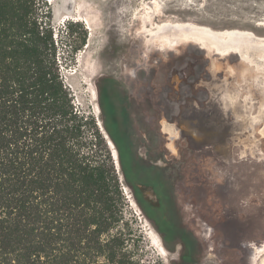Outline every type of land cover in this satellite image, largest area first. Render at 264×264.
Returning <instances> with one entry per match:
<instances>
[{
    "label": "rangeland",
    "instance_id": "rangeland-1",
    "mask_svg": "<svg viewBox=\"0 0 264 264\" xmlns=\"http://www.w3.org/2000/svg\"><path fill=\"white\" fill-rule=\"evenodd\" d=\"M219 2L210 0L209 7ZM46 3L74 104L94 117L115 151L124 201L118 229L129 258L138 264H248L249 244H264V188L256 185L264 184V82L225 79L220 65L213 79L196 47L188 55L147 59L154 42L147 48L134 38L137 0H112L125 13L105 16L80 15L83 0L71 13L62 0ZM68 22L86 32L71 62L67 50L81 37L65 34ZM110 23L123 29L124 40H108ZM164 121L176 127L174 137Z\"/></svg>",
    "mask_w": 264,
    "mask_h": 264
},
{
    "label": "trees",
    "instance_id": "trees-1",
    "mask_svg": "<svg viewBox=\"0 0 264 264\" xmlns=\"http://www.w3.org/2000/svg\"><path fill=\"white\" fill-rule=\"evenodd\" d=\"M48 14L46 0H0V264H138L112 150L74 104Z\"/></svg>",
    "mask_w": 264,
    "mask_h": 264
},
{
    "label": "bare ground",
    "instance_id": "bare-ground-1",
    "mask_svg": "<svg viewBox=\"0 0 264 264\" xmlns=\"http://www.w3.org/2000/svg\"><path fill=\"white\" fill-rule=\"evenodd\" d=\"M53 1L49 0V2ZM77 1L79 0H62L63 11L65 13L75 11ZM83 1L82 6H77L80 15L83 12L97 11L101 16L111 11L114 12L113 15L118 12L125 13V9L116 10L112 0ZM137 1L139 6L133 12L136 19L132 18L131 22L132 27L135 21L140 23V27L138 35L134 38L141 37L139 38L142 41L141 46L147 48L154 42L153 47L145 52L147 59L152 56L160 58L161 54L164 55L166 52H170L168 57L188 55L191 51H195L192 48L196 47L197 52L202 53L203 59L208 60L207 73L213 79L219 73V69L216 68L220 65V72L225 75V79L264 82V34L256 32L264 31V17L260 18L261 22L258 25L253 23L259 15L264 14V0H219V4L210 7V0H201L204 2L201 6L198 3L194 4L198 0ZM179 1H182V4H179ZM173 2L180 7L174 6ZM167 12L173 14H166ZM182 12L189 14V17H180L183 16ZM106 18H110L109 15ZM92 25V22L89 23L88 28L93 32ZM122 30L117 23H110L106 30L108 40L112 38L118 42L124 40L125 33ZM105 47L103 45L101 51ZM230 58L233 63L230 62ZM224 91L225 99H227L226 94H229L228 98L232 96L230 90L229 93H226L227 89ZM164 129L171 137L175 136L176 127L172 123L164 121ZM262 134L264 135V130ZM108 143L110 144V141ZM111 150L115 157V151L112 148ZM261 173L264 175V172ZM262 183L258 180L256 184L258 189L264 188ZM249 246L251 252L248 264H264V244L250 243Z\"/></svg>",
    "mask_w": 264,
    "mask_h": 264
}]
</instances>
